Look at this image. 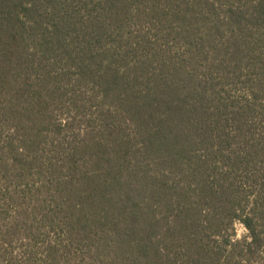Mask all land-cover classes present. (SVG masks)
Masks as SVG:
<instances>
[{
    "label": "trees",
    "instance_id": "obj_1",
    "mask_svg": "<svg viewBox=\"0 0 264 264\" xmlns=\"http://www.w3.org/2000/svg\"><path fill=\"white\" fill-rule=\"evenodd\" d=\"M242 262L264 0H0V264Z\"/></svg>",
    "mask_w": 264,
    "mask_h": 264
},
{
    "label": "clouds",
    "instance_id": "obj_2",
    "mask_svg": "<svg viewBox=\"0 0 264 264\" xmlns=\"http://www.w3.org/2000/svg\"><path fill=\"white\" fill-rule=\"evenodd\" d=\"M10 131H14V129H10ZM214 239L218 241H222L220 240V237H214ZM229 239L231 241V243L228 246L229 250H230L231 244H235L237 241H244L247 243L252 242V237L248 232V228L243 223H239V226L235 228L234 234L229 235Z\"/></svg>",
    "mask_w": 264,
    "mask_h": 264
},
{
    "label": "rangeland",
    "instance_id": "obj_3",
    "mask_svg": "<svg viewBox=\"0 0 264 264\" xmlns=\"http://www.w3.org/2000/svg\"><path fill=\"white\" fill-rule=\"evenodd\" d=\"M239 226V224H237V226L236 227H238Z\"/></svg>",
    "mask_w": 264,
    "mask_h": 264
}]
</instances>
